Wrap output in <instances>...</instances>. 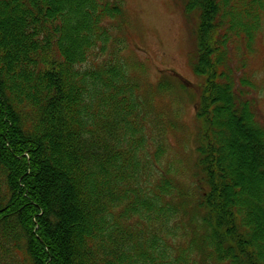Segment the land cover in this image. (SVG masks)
Listing matches in <instances>:
<instances>
[{
    "label": "trees",
    "instance_id": "1",
    "mask_svg": "<svg viewBox=\"0 0 264 264\" xmlns=\"http://www.w3.org/2000/svg\"><path fill=\"white\" fill-rule=\"evenodd\" d=\"M178 2L200 80L187 182L156 108L172 86L120 56L121 0H0V264H264V0Z\"/></svg>",
    "mask_w": 264,
    "mask_h": 264
},
{
    "label": "rangeland",
    "instance_id": "2",
    "mask_svg": "<svg viewBox=\"0 0 264 264\" xmlns=\"http://www.w3.org/2000/svg\"><path fill=\"white\" fill-rule=\"evenodd\" d=\"M121 26L115 31L124 41L122 59L154 87L167 83L171 94L156 99V108L165 120L175 121V129L167 132L170 149L168 158L187 174L194 157V130L197 79L190 67L192 42L190 23L184 17L178 0H121ZM119 22V23H120ZM254 52L248 59V69L257 84L256 111L264 124V27L253 43ZM180 81L187 86L184 90Z\"/></svg>",
    "mask_w": 264,
    "mask_h": 264
}]
</instances>
